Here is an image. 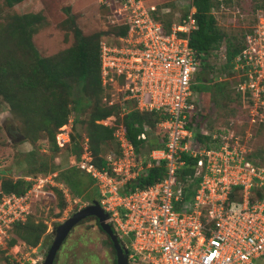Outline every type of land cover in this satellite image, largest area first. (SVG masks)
<instances>
[{
	"label": "built area",
	"instance_id": "2783aa9c",
	"mask_svg": "<svg viewBox=\"0 0 264 264\" xmlns=\"http://www.w3.org/2000/svg\"><path fill=\"white\" fill-rule=\"evenodd\" d=\"M191 1L186 0V12L171 21L167 31L151 16L154 3L103 1L108 22L124 26L125 32L98 43L101 101L116 104L119 116L132 109L164 114L154 131L159 145L147 153L137 154L122 124H109L115 116L108 115L96 120L113 127L115 149L102 156L104 165L93 164L86 137L78 157L70 161L92 180L97 202L117 237L128 239V244L122 241L127 264H252L264 256V162L248 159L247 147L232 129L211 133L214 140L205 147L195 144L194 129L186 126L196 112V91L191 88L196 80H191L199 70L188 46V34L196 28ZM248 26L230 61L229 88L243 94L251 116H261L257 109L264 107V8L255 11ZM70 122L67 117L54 134L58 147L72 143ZM144 130L137 139H144ZM184 156L194 158L192 177L197 178L189 195L178 174ZM159 161L161 178L119 192L126 181ZM55 177V171L38 174L26 179L29 187L23 193H0V248L11 236V226L27 218L32 191L55 186L63 197L69 196Z\"/></svg>",
	"mask_w": 264,
	"mask_h": 264
},
{
	"label": "rangeland",
	"instance_id": "374dc122",
	"mask_svg": "<svg viewBox=\"0 0 264 264\" xmlns=\"http://www.w3.org/2000/svg\"><path fill=\"white\" fill-rule=\"evenodd\" d=\"M103 1L22 0L6 7L0 0V37H4V28L13 14L38 13L42 18L33 26L30 40L41 57L53 56L75 43L76 37L72 32L71 21L80 30L82 36L98 32V41L111 39L114 36L110 34L112 24L106 18L108 12ZM147 1L154 3L156 9L159 6V13L165 14L170 22L177 20L187 10L186 0ZM262 2L264 3V0H234L232 5L221 6L214 12L216 23L225 32L239 33L246 26L243 22L245 14L241 12ZM234 3L237 4L234 5ZM163 7L167 8L166 12H160ZM7 44L9 46L5 48L8 51L14 50L19 56L20 51L12 44L8 42ZM213 54H216L215 57ZM213 54L208 57L209 63L214 66L213 71L201 74L202 79H206L208 92L204 87V82L196 79L195 97L197 98L196 111L200 113L199 130L214 133L221 129H232L244 142L249 156L255 161L264 162V109H257V113L261 112V116H251L247 104L239 107L235 103L226 102L215 93L212 86L228 80V69L219 71L217 68L224 61L223 49L219 48L213 51ZM194 76L195 72L192 82L195 81ZM225 85L229 88V80ZM101 96V93L98 95L91 93L83 97L82 92L74 84L69 89V99L66 105L69 111L67 117L71 119L70 138L73 137L78 146L86 137L89 113L95 105L101 103ZM71 100L76 101L74 105ZM28 119L31 124L39 123L40 115L33 113L26 120H22L14 116L9 111L8 104L0 98V181L2 179L26 181L27 178L38 174L53 171L58 173L72 166L70 161L74 155L70 152L69 145L58 147L55 144L56 147H54L45 131L30 132ZM107 122L113 125L119 123L116 118L108 119ZM155 130L156 127L153 131ZM114 149V141H107L101 145L100 154L103 156L107 151ZM55 181L61 183L56 177ZM54 188L56 187L43 186L40 191L30 193L31 207L25 226H44V231L40 233L37 244L31 246L13 232L11 234L13 243L5 244L0 248V264L17 262L41 264L52 240L54 227L72 212L90 204L93 200L85 196L89 188L80 196L69 194L68 197L60 196ZM22 230L19 229V231ZM113 260L114 254L104 234L97 228L92 217H86L67 233L56 251L52 264H113ZM252 264H264V256L256 258Z\"/></svg>",
	"mask_w": 264,
	"mask_h": 264
},
{
	"label": "trees",
	"instance_id": "16d2710c",
	"mask_svg": "<svg viewBox=\"0 0 264 264\" xmlns=\"http://www.w3.org/2000/svg\"><path fill=\"white\" fill-rule=\"evenodd\" d=\"M22 0H2L3 5L10 7ZM234 0H192L191 4L194 7L193 17L196 22V28L188 34V46L193 50L199 60V70L195 74V80L204 82V87L208 92L206 79H202L201 74L204 72L213 71L214 66L209 63L208 57L213 54V51L223 48V63L217 67L219 71L228 69L230 74V61L241 47V39L243 34L249 30L250 24L254 20V13L257 9L264 8V3L253 5L251 8L243 10L245 14L243 22L246 26L239 33H231L223 31L216 23L215 16L211 10H218L220 5L223 7L232 5ZM237 3H234L236 5ZM104 7V6H103ZM151 16L160 22L162 29L167 31L170 21L167 16L159 13V6L151 13ZM41 15L38 13H22L13 14L10 20L6 23L4 37H0V98L7 104L9 111L16 117L26 120V118L37 113L40 115L39 123L31 124L30 132L36 130L45 131L47 138L56 147L54 142V134L57 128L62 125L68 116L67 99H69V89L74 84L82 92L83 97L102 94L99 80V56H98V37L99 33H93L89 36H82L80 30L73 25L72 32L76 37L75 43L66 49L61 50L53 56H39L33 47L30 34L33 26L41 20ZM110 34H124V26H110ZM12 44L14 48L20 51L19 56L15 51H8L5 46ZM12 47V48H13ZM4 50H3V49ZM216 54H213L215 57ZM198 74V75H197ZM211 75V73H209ZM196 82L191 86L196 91ZM227 81V82H226ZM223 80L220 83L213 85L215 93L221 96L226 102L235 103L237 106L246 105L243 94L234 93L225 84L228 80ZM230 83V81H229ZM225 88V91H224ZM206 92V93H207ZM101 99V98H100ZM72 104L76 101H72ZM248 105V104H247ZM264 109V107L262 108ZM118 106L116 104L107 106L102 101L95 105L89 113V126L87 128L86 138L88 147L91 153V160L97 167L104 165L100 147L107 141L112 139V126H103L96 123V120L103 119L108 115H114L116 121L120 122L124 128L126 138L134 146L137 154H145L152 147H157L159 142L154 134L155 125L159 122L164 114L161 111L139 112L130 110L118 115ZM200 113L197 111L189 115L186 122L188 128L194 129V142L196 145L208 146L214 139L211 138L210 132L202 134L199 131ZM145 129V130H144ZM144 130V139H137L136 136ZM29 131V129H28ZM55 131V132H54ZM72 143L69 145L70 152L75 158L78 157L80 148L73 137ZM184 165L178 170L179 179L185 185L188 195L192 193V189L197 182V178L192 177L193 157H183ZM248 159L254 163L263 161L253 160L249 154ZM54 168H52L53 170ZM48 172V171H47ZM164 173L163 161L153 163L151 166L142 172L134 179L126 181L119 189L120 193L128 190L147 186L157 179L161 178ZM58 174V175H57ZM82 171L74 166H69L61 172L56 173L58 179L69 191L70 196H80L88 189L86 197L89 200L98 199L96 188L92 184V180ZM29 187V182L23 179H2L0 181V193L21 194ZM54 191L60 196L62 194L56 188ZM259 195V193H258ZM29 215V214H28ZM27 215V217H28ZM95 225L101 231L93 216ZM84 217V218H86ZM83 218V219H84ZM23 223H14L11 226V234L15 232L27 244L35 246L38 242L40 233L44 231V226H25ZM19 229H23L19 231ZM114 254L109 237L101 231ZM123 242L128 244V239L123 238ZM13 243V238L10 236L6 244ZM113 264L115 261L113 260Z\"/></svg>",
	"mask_w": 264,
	"mask_h": 264
},
{
	"label": "water",
	"instance_id": "95a60500",
	"mask_svg": "<svg viewBox=\"0 0 264 264\" xmlns=\"http://www.w3.org/2000/svg\"><path fill=\"white\" fill-rule=\"evenodd\" d=\"M86 216L95 217L101 231L109 237L114 250L115 264H127L126 245L117 237L115 231L107 221L108 214L103 211L95 199H93L90 204H86L72 212L67 218L54 227L52 240L45 252L41 264L53 263L56 251L66 237L67 233L75 224Z\"/></svg>",
	"mask_w": 264,
	"mask_h": 264
}]
</instances>
